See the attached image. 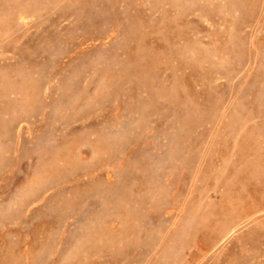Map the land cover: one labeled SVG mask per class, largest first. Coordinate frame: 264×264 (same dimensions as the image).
I'll list each match as a JSON object with an SVG mask.
<instances>
[{
  "label": "rangeland",
  "instance_id": "374dc122",
  "mask_svg": "<svg viewBox=\"0 0 264 264\" xmlns=\"http://www.w3.org/2000/svg\"><path fill=\"white\" fill-rule=\"evenodd\" d=\"M0 264H264V0H0Z\"/></svg>",
  "mask_w": 264,
  "mask_h": 264
}]
</instances>
